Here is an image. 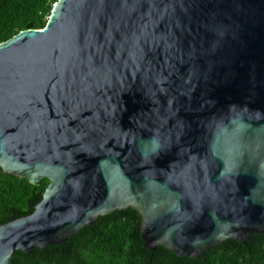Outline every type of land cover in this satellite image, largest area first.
<instances>
[{"label": "water", "instance_id": "obj_1", "mask_svg": "<svg viewBox=\"0 0 264 264\" xmlns=\"http://www.w3.org/2000/svg\"><path fill=\"white\" fill-rule=\"evenodd\" d=\"M0 174L47 181L0 264L127 208L176 257L263 234L264 0H56L0 43Z\"/></svg>", "mask_w": 264, "mask_h": 264}, {"label": "trees", "instance_id": "obj_2", "mask_svg": "<svg viewBox=\"0 0 264 264\" xmlns=\"http://www.w3.org/2000/svg\"><path fill=\"white\" fill-rule=\"evenodd\" d=\"M55 1L0 0V43L20 31L42 28ZM46 185L0 174V224L29 214ZM139 223L129 208L97 217L31 264H264V233L250 235L244 245L228 239L198 258H187L162 247L145 249Z\"/></svg>", "mask_w": 264, "mask_h": 264}]
</instances>
